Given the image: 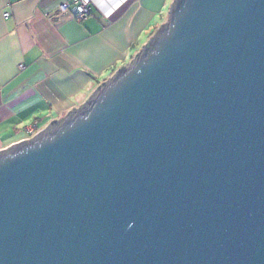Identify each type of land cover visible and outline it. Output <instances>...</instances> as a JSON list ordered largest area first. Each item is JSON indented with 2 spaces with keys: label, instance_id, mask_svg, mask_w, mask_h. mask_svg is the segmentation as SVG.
Here are the masks:
<instances>
[{
  "label": "water",
  "instance_id": "1",
  "mask_svg": "<svg viewBox=\"0 0 264 264\" xmlns=\"http://www.w3.org/2000/svg\"><path fill=\"white\" fill-rule=\"evenodd\" d=\"M0 264H264V0H173L127 68L0 150Z\"/></svg>",
  "mask_w": 264,
  "mask_h": 264
},
{
  "label": "crops",
  "instance_id": "2",
  "mask_svg": "<svg viewBox=\"0 0 264 264\" xmlns=\"http://www.w3.org/2000/svg\"><path fill=\"white\" fill-rule=\"evenodd\" d=\"M62 1L0 0V150L78 110L127 68L173 0H91L83 22L59 14Z\"/></svg>",
  "mask_w": 264,
  "mask_h": 264
},
{
  "label": "built area",
  "instance_id": "3",
  "mask_svg": "<svg viewBox=\"0 0 264 264\" xmlns=\"http://www.w3.org/2000/svg\"><path fill=\"white\" fill-rule=\"evenodd\" d=\"M91 6V0H63L56 11L59 14L71 15L77 22H83L90 16ZM7 16L6 14L5 17ZM35 128L36 124L27 130L32 137L36 134Z\"/></svg>",
  "mask_w": 264,
  "mask_h": 264
},
{
  "label": "rangeland",
  "instance_id": "4",
  "mask_svg": "<svg viewBox=\"0 0 264 264\" xmlns=\"http://www.w3.org/2000/svg\"><path fill=\"white\" fill-rule=\"evenodd\" d=\"M172 2L173 1H167V8L166 9H164V12H163V15L160 17V16H158L157 18H156V20L154 21V26L152 27V29H151V31L149 32V34L147 35V36H144V38H143V42H146L147 43V40L148 41H150L152 38H153V36H154V34L158 31V29L162 26V25H164V24H167L166 23V19H167V17H168V11H169V9H170V5L172 4ZM156 28V29H155ZM156 30V31H155ZM154 31V32H153ZM152 35V37L150 38V40H149V36H151Z\"/></svg>",
  "mask_w": 264,
  "mask_h": 264
}]
</instances>
